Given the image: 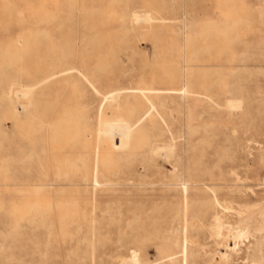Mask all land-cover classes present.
Wrapping results in <instances>:
<instances>
[{
	"label": "rangeland",
	"instance_id": "374dc122",
	"mask_svg": "<svg viewBox=\"0 0 264 264\" xmlns=\"http://www.w3.org/2000/svg\"><path fill=\"white\" fill-rule=\"evenodd\" d=\"M71 38L91 56L25 123L15 76ZM24 243L9 264H264V0H0V253Z\"/></svg>",
	"mask_w": 264,
	"mask_h": 264
},
{
	"label": "bare ground",
	"instance_id": "6f19581e",
	"mask_svg": "<svg viewBox=\"0 0 264 264\" xmlns=\"http://www.w3.org/2000/svg\"><path fill=\"white\" fill-rule=\"evenodd\" d=\"M71 37H72V34L70 35ZM18 39H19V37H18ZM90 39H92V37L90 38ZM69 40H70V38H69ZM18 41H20L21 42V40H18ZM72 43V38H71V41H69V42H67L66 41V43L64 44V45H62V47H63V52H59V53H57V54H51L50 52H49V55H48V57L47 58H43V59H41L40 61H38L36 64H34L35 66H34V70L33 71H31L30 69H28V70H26L27 71V74L26 75H16L15 76V78H18V79H20L19 80V83H18V87H17V92H16V95H17V97L19 96V95H21V96H23V97H25V98H27L28 99V106L27 107H22V106H20L19 104H16L15 105V109H17L18 111H20V110H23V113H24V117L23 118H25L24 120H25V123H31V122H33V120H34V116H35V110L34 109H32L31 110V108L32 107H36L37 108V106L38 105H40L41 107H46V109L47 110H51V109H49L48 107H49V105L51 106V104L50 103H48V101L47 100H45L43 103H41V100H42V98H44L45 96H44V94L46 93V92H50L51 90H54L55 88H54V86L53 85H51V81H52V79H51V77H53L54 75H59L58 76V78H57V80H56V84H61L62 82H64V81H67V80H69L70 79V76H68V71L70 70L69 68H66V67H63L62 66V64L63 63H65V62H69L71 59H80L81 58V64L82 65H84L85 63H84V60L86 59V58H89V56H91V52L93 51V46L91 47H89V46H84L83 47V52H82V54H78L77 52L75 53V52H73V51H71V49H70V47L72 46V48H76V46L78 45L77 43H75V41H74V43H73V45L71 44ZM25 49H26V47H25ZM198 57V56H197ZM244 60V59H243ZM201 66H203V64L201 65ZM237 73V72H236ZM237 75H238V73H237ZM172 76V74L171 75H169V74H167L165 77L166 78H168V77H171ZM21 79H25V81H23V80H21ZM18 82V80H15V82H13V80H12V84H15V83H17ZM25 82V83H24ZM7 88V87H6ZM5 88V89H6ZM9 89V90H8ZM8 89H6V91L8 90V94L9 95H11V87H8ZM169 90H171V89H169ZM6 91H4V92H6ZM4 92H2V93H4ZM19 92V93H18ZM150 92V91H149ZM190 92H193L191 89H190V87L189 88H187L186 90H184V93H182V96H186V95H188V93H190ZM5 94V93H4ZM4 94H1V97L4 95ZM8 94H6V95H8ZM141 94H144V95H147V94H151V93H147V92H143L142 91V93ZM5 95V96H6ZM5 96H3V98L5 99ZM6 97H8V99L7 100H9V98L11 99V96H6ZM48 97V96H47ZM40 99V100H39ZM12 101H13V98H12ZM51 101V100H50ZM49 101V102H50ZM241 102H242V100H236V99H231V100H228L227 101V103H226V105H227V107H228V109L230 108L232 111H236V110H238V109H240L241 108ZM41 103V104H40ZM52 109H54L55 110V108H52ZM242 111V110H241ZM16 117H17V114H16ZM23 120V121H24ZM22 121V124L24 123ZM125 129V128H124ZM123 129V130H124ZM53 137H56V134L54 133L53 134ZM171 151V150H170ZM21 152V151H20ZM19 152V153H20ZM22 153V152H21ZM24 154V153H23ZM168 155L170 154V153H167ZM31 155L32 154H30V152L29 153H27V155H26V157H25V160H27V159H29L30 157H31ZM166 156V155H165ZM16 157H18L20 160L22 159V157L23 156H20L19 154L16 156ZM85 164V163H84ZM191 183V182H190ZM187 184V183H186ZM202 185H205V184H202ZM193 189H199V190H204L205 188H193ZM184 190H185V188H184ZM186 196V195H185ZM217 201V200H216ZM217 203H219V202H217ZM179 206H180V204H179ZM206 212V204L204 203V200H202V201H200L198 204H197V206L195 207V209H194V211L192 212V215H191V217L192 218H195V219H197V218H200V217H202V215L204 214ZM239 214H241V213H243V211H239L238 212ZM137 215V214H136ZM186 215V214H185ZM241 216V215H240ZM136 217V216H135ZM217 217V216H216ZM246 219V218H245ZM245 219L243 220V222H244V224H246V221H245ZM216 220H217V228H216V230H215V234L218 236V237H220L221 238V243H224V246H225V250H236L237 248H238V240L239 239H242V238H244V237H246L247 235H248V231L246 230L247 229V226L246 225H242V221L241 220H239V223L243 226V228L242 229H239L238 230V228H240V225H239V227H237V230L235 229V231L234 232H232L233 234L231 235V233H230V231H229V235H231V237L233 236V240L235 241V243H234V245L233 246H231L230 245V243H228V241L227 240H225L224 238H228L227 236H225V234H224V223H222L221 221H220V219L219 218H216ZM173 225V224H172ZM201 226V225H200ZM241 226V227H242ZM210 227H213V225L212 226H210ZM178 228V227H177ZM201 228H203V226H201ZM230 228H232L231 227V225H230ZM178 230H179V228H178ZM211 230H212V228H211ZM231 230V229H230ZM234 229L232 228V230L231 231H233ZM21 234V233H20ZM152 234V233H151ZM12 237V239L15 241V240H18L19 238H21L22 237V235L19 237L18 236V232H17V230H10L9 229V231H7V232H5V233H3V240H2V242L4 243V239H6L7 237ZM169 239V238H168ZM185 239V238H184ZM178 241L180 240V239H177ZM187 240V239H186ZM186 240H184L185 242H186ZM193 241V240H192ZM233 241V242H234ZM238 241V242H237ZM17 242V241H16ZM188 242V241H187ZM190 242H191V240H190ZM193 243H195L194 241H193ZM5 244V243H4ZM175 244H177V243H175ZM193 245V244H192ZM195 245H197V244H195ZM223 245V244H222ZM9 246V245H8ZM198 246V245H197ZM6 247V246H5ZM17 247H18V250L17 251H12L11 253H10V255H7V254H1L0 253V261H2L3 259H7V263L9 264V261H13L15 258V255H22V254H25V255H27V254H29L30 255V252H29V245L28 244H26V243H24V244H18L17 245ZM185 248V247H184ZM183 248V249H184ZM224 248V247H223ZM93 249V248H92ZM174 249V248H173ZM156 250V249H155ZM185 250V249H184ZM183 250V251H184ZM219 251V250H218ZM224 251V250H223ZM0 252H1V249H0ZM156 252V251H155ZM185 252V251H184ZM157 253V252H156ZM155 253V254H156ZM223 253V252H222ZM154 256H156V255H154ZM221 259L222 260H224V261H226L227 260V258H228V254L227 253H223V254H221ZM125 260V259H124ZM155 260V259H154ZM220 259H218L217 261H219ZM145 261V260H144ZM151 261H153V260H151ZM185 261V260H184ZM42 262H43V260H42V258H38V259H31V260H28V261H26V262H23V264H42ZM126 264H140L141 262H140V258H139V256L138 255H133L131 258H129V260H127V261H124ZM146 262H149V260L147 261L146 260ZM163 264V263H162Z\"/></svg>",
	"mask_w": 264,
	"mask_h": 264
}]
</instances>
